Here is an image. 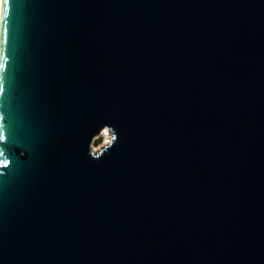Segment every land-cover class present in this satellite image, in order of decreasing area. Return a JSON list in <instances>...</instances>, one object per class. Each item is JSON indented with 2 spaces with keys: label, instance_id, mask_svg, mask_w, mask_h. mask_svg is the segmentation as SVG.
I'll return each mask as SVG.
<instances>
[{
  "label": "water",
  "instance_id": "water-1",
  "mask_svg": "<svg viewBox=\"0 0 264 264\" xmlns=\"http://www.w3.org/2000/svg\"><path fill=\"white\" fill-rule=\"evenodd\" d=\"M10 7L0 264H264V0Z\"/></svg>",
  "mask_w": 264,
  "mask_h": 264
},
{
  "label": "snow or ice",
  "instance_id": "snow-or-ice-1",
  "mask_svg": "<svg viewBox=\"0 0 264 264\" xmlns=\"http://www.w3.org/2000/svg\"><path fill=\"white\" fill-rule=\"evenodd\" d=\"M13 4V0H3L2 5L3 7L0 8V26L4 27V32L6 31V27L5 25L7 24L8 20H6V17H9L11 12H12V8L10 7ZM3 120V115L0 114V121ZM105 134H107L110 130L105 128ZM116 137L112 136L111 140H115ZM7 140V136L5 135V128L4 125L2 123H0V144H2L3 142H5ZM111 140L107 141L106 143H111ZM3 152L0 151V155H2ZM8 162H5V167L7 166ZM3 174L0 173V176H2Z\"/></svg>",
  "mask_w": 264,
  "mask_h": 264
},
{
  "label": "rangeland",
  "instance_id": "rangeland-1",
  "mask_svg": "<svg viewBox=\"0 0 264 264\" xmlns=\"http://www.w3.org/2000/svg\"><path fill=\"white\" fill-rule=\"evenodd\" d=\"M104 130V129H103ZM111 138V133L109 131V140ZM105 135L102 134V132L97 135L91 145V150L94 152V153H97L101 148H103L105 145H107L108 143L105 142ZM108 140V141H109ZM98 141V144H96L95 142Z\"/></svg>",
  "mask_w": 264,
  "mask_h": 264
},
{
  "label": "bare ground",
  "instance_id": "bare-ground-1",
  "mask_svg": "<svg viewBox=\"0 0 264 264\" xmlns=\"http://www.w3.org/2000/svg\"><path fill=\"white\" fill-rule=\"evenodd\" d=\"M2 2H3V0H0V8H2ZM104 130L102 131V134L105 135V138H106L105 139V142H107L109 140V132L107 134H105V131Z\"/></svg>",
  "mask_w": 264,
  "mask_h": 264
},
{
  "label": "trees",
  "instance_id": "trees-1",
  "mask_svg": "<svg viewBox=\"0 0 264 264\" xmlns=\"http://www.w3.org/2000/svg\"><path fill=\"white\" fill-rule=\"evenodd\" d=\"M95 143L98 144V141H96Z\"/></svg>",
  "mask_w": 264,
  "mask_h": 264
}]
</instances>
